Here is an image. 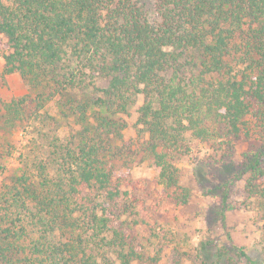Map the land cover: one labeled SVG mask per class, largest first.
Listing matches in <instances>:
<instances>
[{"label": "trees", "instance_id": "1", "mask_svg": "<svg viewBox=\"0 0 264 264\" xmlns=\"http://www.w3.org/2000/svg\"><path fill=\"white\" fill-rule=\"evenodd\" d=\"M0 48L2 70L37 90L4 103L29 148L0 185L1 264H151L157 208L188 201L177 155L194 139L264 143V0H0ZM50 100L67 135L45 130ZM263 145L227 169L264 210ZM144 161L157 204L116 173Z\"/></svg>", "mask_w": 264, "mask_h": 264}, {"label": "rangeland", "instance_id": "2", "mask_svg": "<svg viewBox=\"0 0 264 264\" xmlns=\"http://www.w3.org/2000/svg\"><path fill=\"white\" fill-rule=\"evenodd\" d=\"M142 1L149 4L153 0ZM36 91L20 74L5 73L0 56V185L18 172L19 155L29 148L23 124L7 119L4 103L23 94L33 96ZM141 100L139 95L126 117L125 139L137 137L136 107ZM58 109L54 101L46 103L45 130L64 136L72 128V119L61 117ZM261 143L241 139L216 149L194 139L187 153L177 155L174 163L179 183L188 191V201L178 205L160 200L156 213L159 238H152L145 246L146 255L153 257L151 264H264V210L255 203L252 207L244 205L248 200L244 199L243 179L229 180L231 172L227 169L230 161L241 163L243 156ZM116 173L137 183L135 193L146 204H157L162 188L152 161L120 166ZM227 182L228 209L222 213L220 202Z\"/></svg>", "mask_w": 264, "mask_h": 264}]
</instances>
